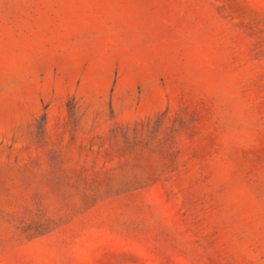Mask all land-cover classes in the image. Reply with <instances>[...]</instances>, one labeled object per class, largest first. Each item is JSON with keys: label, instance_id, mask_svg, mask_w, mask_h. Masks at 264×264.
<instances>
[{"label": "rangeland", "instance_id": "rangeland-1", "mask_svg": "<svg viewBox=\"0 0 264 264\" xmlns=\"http://www.w3.org/2000/svg\"><path fill=\"white\" fill-rule=\"evenodd\" d=\"M0 264H264V0H0Z\"/></svg>", "mask_w": 264, "mask_h": 264}]
</instances>
